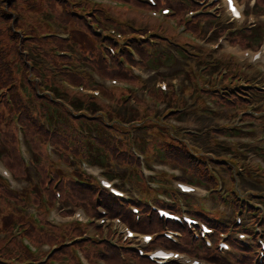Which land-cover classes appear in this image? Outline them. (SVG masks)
I'll list each match as a JSON object with an SVG mask.
<instances>
[{
    "label": "trees",
    "instance_id": "obj_1",
    "mask_svg": "<svg viewBox=\"0 0 264 264\" xmlns=\"http://www.w3.org/2000/svg\"><path fill=\"white\" fill-rule=\"evenodd\" d=\"M120 1L129 4L131 8L102 6L86 0H0V87L10 91L14 101V104L10 106L4 98L0 100V117L6 113L12 123L16 116L21 118L25 126L27 142L35 154L36 166L43 186L49 183L46 170H49L52 165L45 152V142L51 141L58 155L69 163L71 161L68 154H73L76 161L83 154L93 163L100 165H108L110 162L132 165L137 160L130 151L131 137L129 133H126L130 128L138 132L137 141L143 148H148L156 156L160 152L164 161L181 165L195 177V180L214 184L202 158L185 153L175 154L177 150H173L176 145L174 140L166 139L169 131L168 124L153 121L148 117L155 114L156 109L148 108V104H141V107L137 108L129 100H125V97L121 98V95L127 91L98 86L88 72L77 71L78 66L91 67L103 77L127 80L145 88L149 84L136 78L119 60V55H123L128 62L136 64L128 46L134 47L142 55L143 66L147 68L152 65L159 66L160 61L171 58H167L161 51L151 53L149 50L151 44L147 43L143 35L168 40L171 44H175L171 42L174 40L181 45H189L167 21H158L147 13V10L151 8L149 4L141 0ZM158 1L160 6H171L180 21L185 11L196 7L186 0ZM258 8L264 12V0H259ZM110 29L123 34V40H119L116 35L108 34ZM190 29L200 31L197 28V22L191 23ZM59 31L69 33L71 38L62 40L54 36ZM45 34H51L52 37L49 35V37H41ZM262 35H264V27L260 25L253 32L254 41L260 42ZM236 39L244 45L251 43L248 37H236ZM103 42H107L117 50L118 57L114 58L112 64H108L103 57L104 51L110 54L102 47ZM121 43L125 46L123 47ZM175 46L178 45L175 44ZM119 48H121L120 51ZM56 50L72 51L74 55L72 58L57 56ZM185 57L189 58L186 54ZM197 60L199 63L204 62L202 58ZM66 64L73 69L64 68L63 65ZM187 75L192 78L189 71ZM63 80L74 85L84 84L91 88H101L103 94L112 102L106 104L92 95L72 91L64 85ZM192 89L195 90V86ZM151 94L161 101L165 100L171 105H178L177 100L167 99L164 94H160L154 88ZM41 121H46L49 128H46ZM78 127L87 128L90 134L85 136L83 132H79ZM151 127L155 128V135L151 141L142 145L141 138ZM92 128L96 131V136L91 134ZM15 132L16 127L0 120L2 147L0 157H3L18 175H25L27 168L18 157ZM112 132H119L126 137L120 141L112 137ZM60 189L66 199L78 205L87 206L93 214H97L96 206L99 204V199L103 200L113 215L124 212L118 201L101 192L97 186H82L66 179L60 185ZM50 194L53 197V192ZM10 199L22 202L21 198L10 192L0 181V203L7 211L13 210L9 203ZM38 200L36 195V201ZM14 216L26 223L27 235L34 242L47 241L57 244L53 257L62 261L63 264H80L72 249L64 245L65 237H70L72 240L75 236L81 237V240H77V245L87 250L86 254L91 260L96 257H105L110 264H121L117 251L109 244L100 246L107 251L106 255L102 256L98 251V239L94 237L83 240L82 234L88 228L87 226L73 224L42 231L28 217L19 214ZM128 220L132 225L134 224L132 218ZM210 222L215 224L212 219ZM231 224H234L233 221ZM162 225L155 217L151 223L147 218L141 223L139 229L143 231L159 229L160 231ZM215 225L223 230L228 228L223 224ZM0 229L10 231L2 226ZM189 239L190 235L186 238L184 246L187 250L191 247ZM239 248L245 252L246 256H241L237 262L252 264L251 250H245L241 246ZM129 253L137 256L133 252ZM0 254V264H50V262H41L42 255L37 256L28 251L21 242L9 234L5 238H0ZM214 254L213 251L205 252L209 258H212ZM2 255H8V257L5 258ZM215 257L213 259L220 261L217 255ZM140 264L150 263L141 259Z\"/></svg>",
    "mask_w": 264,
    "mask_h": 264
},
{
    "label": "rangeland",
    "instance_id": "obj_2",
    "mask_svg": "<svg viewBox=\"0 0 264 264\" xmlns=\"http://www.w3.org/2000/svg\"><path fill=\"white\" fill-rule=\"evenodd\" d=\"M245 2L243 3L245 6H247L248 3V8L251 7L249 5L248 0H244ZM247 2V3H246ZM131 8L128 4L124 3L123 5H120L119 8ZM250 10V8H249ZM260 13V11H259ZM173 27V26H172ZM41 37H49V36H41ZM52 37V36H50ZM252 40H254L252 38ZM189 51H191L189 49ZM161 52L164 53V55L168 58L166 61H160V64L162 65L161 68H158L156 65H152L148 67V71L150 73V76L154 78L160 77L161 79L166 80L169 83V87L167 92H161L158 91L160 94H164L165 97L169 100H181L184 98H189V92L187 90V85L186 83H190L192 86H194L195 79L189 78L187 76L186 70H188L187 67V60L185 57V52L182 50H177V49H170V50H165L163 49ZM10 93L7 89L4 87H0V100L2 101L3 98L6 100L7 94ZM154 101V97L148 93V90L146 88H141L136 91V97H135V102L136 103H141V104H152ZM192 106H186L188 109V113L186 117L183 118L184 121H186L189 118H195L198 116L197 113L192 112V108H197L199 111H201L203 114L208 115L210 117L213 116V113H215V118L216 120L211 121V127H216L218 130V136L217 140L213 139L215 136L212 135H206V138L210 139V145L205 148L201 149L200 146L194 142V139L196 137L195 134L189 133L185 136L182 135V133H178L176 121H178L177 117L179 116L180 112L176 114V110L172 106H168L166 104V110L162 109L159 104L155 105V109L161 115V118L163 120H166L169 131L167 132V140H174L175 142V147H173V150H177L175 154H181L185 153L187 155H192V156H199L200 158H204L208 164H210L213 168H223L226 173L221 172V175L226 177L228 181H230V173L231 171L237 172L240 170V156L245 154V152H240V147L241 144L237 142H228L227 139L229 137H238L240 130H242V122H238V111H245L247 108L235 105V106H222L218 103H215L214 106H206L202 102L198 103L195 105V97H192ZM222 111V112H220ZM217 112V113H216ZM225 114V117L229 122H221L219 121V117L222 116V114ZM231 128H234L233 130ZM174 130V131H173ZM258 130L256 126L250 128L249 131L255 132ZM224 140V141H223ZM251 146V145H250ZM249 148V147H248ZM242 149H246L245 147H242ZM157 158L159 162H165L163 158H161L160 152L157 154ZM2 165V163H0ZM182 178L185 180H190L191 175L187 174L185 171L180 170ZM167 179L165 182H160L159 180H154L155 186L158 188L156 190V194L160 192V189L162 188L163 190L166 191V194L170 197L173 198V190H172V185L171 183L173 182L174 177L166 175ZM213 179L212 181L214 184L211 182H208V188L213 189L216 188L215 190H219L220 186H218L220 183V180L217 176V174H213ZM235 178H237L235 176ZM195 184H198L197 181H193ZM205 187V186H204ZM144 188V191L142 189ZM133 194H137L141 197H143L145 200H148L150 197L153 196V192L149 188V184L147 181H144L141 186L136 187L134 190H132ZM220 192H214L213 195L218 196ZM208 206H206V199L202 196L198 195H187L186 197L182 198V201L184 204L188 205L189 209L191 211L195 210H200L201 207L204 205V207L208 210H210L212 213L214 211L218 210L219 207L221 209H224L225 207L221 205L214 204L210 198H208ZM212 204V205H211ZM228 213L230 209L227 210ZM7 209H3L2 204L0 203V228L2 226V223L5 224L6 227H9L11 224V219L12 217L10 214H6ZM6 214V216H5ZM1 230H0V236H1ZM1 255V254H0ZM9 255V254H8ZM8 255H2L5 258L8 257ZM133 259L130 257H127L126 259L121 260V264H130V262ZM12 262H14L12 260Z\"/></svg>",
    "mask_w": 264,
    "mask_h": 264
}]
</instances>
